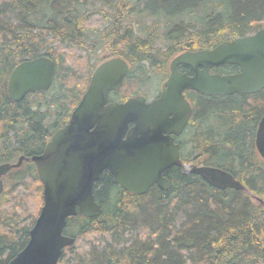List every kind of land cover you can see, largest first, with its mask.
<instances>
[{
  "label": "trees",
  "instance_id": "1",
  "mask_svg": "<svg viewBox=\"0 0 264 264\" xmlns=\"http://www.w3.org/2000/svg\"><path fill=\"white\" fill-rule=\"evenodd\" d=\"M263 26L264 0H0V164L42 151L66 123L101 53L132 63L126 95L113 98L149 97L151 75L161 78L175 53ZM41 55L55 64L51 86L12 100L11 70ZM187 96L193 118L181 160L226 170L245 188H217L172 166L164 172L167 189L153 185L136 194L104 170L93 185L102 213L67 218L63 233L74 240L57 264H264V161L254 145L264 88ZM2 180L0 264H7L28 241L43 196L30 160Z\"/></svg>",
  "mask_w": 264,
  "mask_h": 264
},
{
  "label": "water",
  "instance_id": "2",
  "mask_svg": "<svg viewBox=\"0 0 264 264\" xmlns=\"http://www.w3.org/2000/svg\"><path fill=\"white\" fill-rule=\"evenodd\" d=\"M181 63L191 65L194 74L178 72L176 66ZM223 63L236 64L240 70L228 75L209 74V66ZM54 66V61L45 55L16 64L7 81L9 97L18 101L27 93L47 90L53 81ZM127 69L121 58L96 66L69 120L53 132L42 152L30 157L20 155L16 162L0 164V193L2 176L29 159L42 183L43 196L27 243L7 264H57L63 248L74 240L63 234L67 218L102 213L93 185L104 170L114 183L131 193H144L153 185L167 189L164 172L172 166H186L172 137L180 133L191 113L183 90L225 95L264 88V26L253 34L220 42L212 49L177 54L156 98L147 101L136 94L121 102H108L109 91L120 88ZM255 146L264 160V113L257 125ZM187 171L217 188H245L218 167L191 165Z\"/></svg>",
  "mask_w": 264,
  "mask_h": 264
},
{
  "label": "flooded vegetation",
  "instance_id": "3",
  "mask_svg": "<svg viewBox=\"0 0 264 264\" xmlns=\"http://www.w3.org/2000/svg\"><path fill=\"white\" fill-rule=\"evenodd\" d=\"M216 45H214L213 47H215ZM213 47H207V48H194V49H185V50H183V51H181V52H185V51H191V52H195V51H198V50H201V49H212ZM181 52H178V53H175L173 56H171L169 59H168V61H167V66H166V70L164 71V72H162L161 74H160V77L162 78L161 79V82H160V87H159V90L157 91V93L155 94V95H153L152 97H149V98H147V100H151V99H153V98H155V97H157L159 94H160V92H161V89H162V84H163V82H165L166 80H167V78H168V76H169V73H170V71H169V65H170V62H171V60L177 55V54H179V53H181ZM111 58H121V59H123L125 62H126V64H127V67H128V69H127V72H126V75H127V73L129 72V70H130V68H131V65H132V63L129 61V60H127L124 56H122V55H110V53H101V59H100V61L95 65V67H94V69L96 68V66H98L99 64H101L102 62H104V61H106V60H109V59H111ZM231 65H236V64H229V63H223V64H219V65H215V66H209L208 67V72H209V74H218V75H228V74H233V73H236V72H238L239 70H240V68H239V66L238 65H236L237 66V69L236 70H234V71H232L233 69H231ZM199 68H202L201 66H199ZM94 69H93V71H94ZM176 70L178 71V72H181V73H185L186 75H188V76H192L193 74H194V69H193V67L191 66V65H189V64H186V63H181V64H178L177 66H176ZM93 71L91 72V74H90V77H89V80H88V82H87V84H86V86H85V89H84V91H83V93L85 92V90H86V88H87V86H88V84H89V81H90V78H91V75H92V73H93ZM126 75L124 76V78H123V80H122V83H121V85H120V88L117 90V91H109V93H108V102H111V101H117V102H121V101H124V100H126L128 97H126V98H124V99H122V100H118V98H116V97H119V95H126V93L124 92V89H123V85H124V81H125V77H126ZM123 92V93H122ZM258 92V91H257ZM83 93L81 94V97H82V95H83ZM189 93H191V95H203V96H226V95H230V94H225V95H208V94H203V93H200V92H198L197 90H195V89H192V88H185L184 90H183V95H184V97L186 98V100L189 102V104H190V106H191V113H190V116H189V118H188V121H187V123H186V125L183 127V129L180 131V133L178 134V135H174V134H172V137H173V140H174V143H176V144H178L179 145V157H180V159H181V153H182V151H183V149H184V147H185V150L188 148V145H187V140H188V138H189V135L187 134V130H188V128L190 127L189 125H190V122H191V120H192V118H193V115H192V111H193V108H192V105H191V100H190V98L187 96V94H189ZM254 93H256V92H254ZM233 94V93H232ZM248 94H252V93H248ZM113 95H115L116 97L115 98H113ZM130 96H132V95H130ZM81 97H80V99H81ZM79 99V100H80ZM79 102V101H78ZM77 102V103H78ZM77 103H76V105H77ZM75 105V106H76ZM74 106V107H75ZM74 107H73V109H74ZM73 109H71L70 111H69V115H68V117H67V120H69V118H70V114H71V112H72V110ZM263 115V114H262ZM261 118V117H260ZM260 120V119H259ZM67 122V121H66ZM259 122V121H258ZM257 125H258V123H257ZM63 126V125H62ZM61 126V127H62ZM129 126H132V124H130ZM195 128H197L198 126H194ZM193 127V128H194ZM60 128V127H59ZM58 129V128H57ZM56 129V130H57ZM256 129H257V126H256ZM256 129H255V133H256ZM55 130V131H56ZM53 134V133H52ZM51 134V135H52ZM50 138V137H49ZM49 140V139H48ZM193 140H195V137H193ZM183 143V144H182ZM46 144V143H45ZM184 145H186V146H184ZM254 145H255V134H254ZM45 146V145H44ZM44 148V147H43ZM255 148H256V146H255ZM43 150V149H42ZM42 152V151H41ZM40 152V153H41ZM256 152H257V154L259 155V153H258V151H257V149H256ZM40 153H37V154H40ZM34 155V154H33ZM31 156V155H30ZM29 156V157H30ZM259 157L262 159V157L259 155ZM26 160H29V159H26ZM263 160V159H262ZM182 161V160H181ZM264 161V160H263ZM183 162V161H182ZM184 164H187V165H195V164H192V163H186V162H183ZM207 166V165H206ZM182 171L183 172H186V169L184 168V169H182ZM131 193V192H130Z\"/></svg>",
  "mask_w": 264,
  "mask_h": 264
},
{
  "label": "rangeland",
  "instance_id": "4",
  "mask_svg": "<svg viewBox=\"0 0 264 264\" xmlns=\"http://www.w3.org/2000/svg\"><path fill=\"white\" fill-rule=\"evenodd\" d=\"M151 78H152L151 82L148 83L145 87L147 89L148 93L150 94L149 96L154 95L158 91L159 84L161 81V78H159V77L157 78L154 74L151 75Z\"/></svg>",
  "mask_w": 264,
  "mask_h": 264
},
{
  "label": "bare ground",
  "instance_id": "5",
  "mask_svg": "<svg viewBox=\"0 0 264 264\" xmlns=\"http://www.w3.org/2000/svg\"><path fill=\"white\" fill-rule=\"evenodd\" d=\"M253 34V33H252ZM237 94H239V93H237ZM68 121V120H67ZM200 166V165H199ZM192 173V172H191ZM208 183V182H207ZM27 243V242H26Z\"/></svg>",
  "mask_w": 264,
  "mask_h": 264
}]
</instances>
